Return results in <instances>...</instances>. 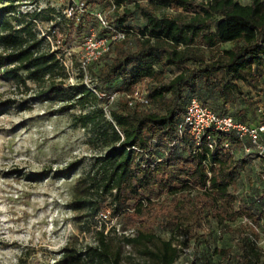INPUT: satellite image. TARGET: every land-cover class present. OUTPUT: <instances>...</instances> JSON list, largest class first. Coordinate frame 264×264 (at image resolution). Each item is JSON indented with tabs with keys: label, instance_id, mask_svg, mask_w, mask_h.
<instances>
[{
	"label": "trees",
	"instance_id": "16d2710c",
	"mask_svg": "<svg viewBox=\"0 0 264 264\" xmlns=\"http://www.w3.org/2000/svg\"><path fill=\"white\" fill-rule=\"evenodd\" d=\"M21 1L0 0V72L13 80L17 92L30 91L24 103L57 102L56 112L79 108L73 125L81 126L89 134V143L102 148L91 170L76 181L73 209L85 211L84 217L92 222L103 208H110V216L119 220L123 231L136 229L137 236L125 237L128 243L145 245L159 239L155 250L145 248L159 264H172L179 257L174 239L184 245L200 242L215 226L237 232L240 264L257 257L251 237L257 232L234 225L241 217L257 224L264 221V202L254 197L237 204L232 187L249 157H264L252 152L236 158L232 146L248 142L234 133L209 129L198 144L188 129L179 131V124L192 97L221 116L245 122L231 113L230 101L233 94H244L240 82L257 87L264 77V0L136 2L144 25L132 42L128 36L113 41L102 56L87 63L96 80L94 88L83 82L68 83L70 72L60 51L52 49L35 28L40 14L22 13ZM173 5L193 14L180 18L157 13L158 8ZM132 13L128 9L117 19L118 26L109 24L107 32H130L126 21ZM198 37L206 46H232L221 50L225 59L205 62L191 49ZM189 62L197 65L163 78L167 69ZM147 78L154 79L147 87L149 102L130 105L127 95ZM115 81H121L124 90L113 87ZM98 91L118 96L109 102ZM15 103L0 101V115ZM104 228L97 230L98 247L83 252L66 246L58 264H81L87 258L104 261L109 251ZM158 231L168 232L170 238L162 239Z\"/></svg>",
	"mask_w": 264,
	"mask_h": 264
},
{
	"label": "rangeland",
	"instance_id": "374dc122",
	"mask_svg": "<svg viewBox=\"0 0 264 264\" xmlns=\"http://www.w3.org/2000/svg\"><path fill=\"white\" fill-rule=\"evenodd\" d=\"M80 1L85 2L84 12L76 10V2ZM195 1L200 4L208 0ZM238 1L247 4L251 0ZM136 2L147 4L145 0H22L18 9L22 13L40 14L34 21L35 28L40 36L46 37L52 49L60 51L70 72L68 83L83 82L94 88L96 80L87 63L95 60L86 41L91 35L111 38L97 15L101 13L108 24L116 27L117 19L128 9L132 10L126 21L132 30L118 31L132 42L145 22L135 9ZM71 6L74 10L70 13ZM157 13L180 18L193 14L176 5L158 8ZM79 25L80 32L76 30ZM231 46V43L206 46L198 37L191 49L205 62H212L225 59L221 50ZM196 65L189 62L167 69L163 78L168 80L175 73ZM220 82H223L221 78ZM153 83L154 79L147 78L138 87L146 89ZM239 85L244 94H233L231 113L247 123H264V77L257 87L250 82ZM30 86L34 87L32 83ZM112 86L124 90L121 81L113 82ZM105 93L98 91L101 97L112 102ZM30 95V91L17 92L13 80L0 72V101L17 100L0 115V264H58L60 252L66 246L83 252L98 247L97 230L103 225L108 257L102 262L87 258L81 264H159L145 253V248L155 250L160 245L159 239L145 245L128 243L125 237L137 236L136 229L123 231L119 220L110 216V208L101 210L108 218L98 216L92 222L84 217L85 211L73 209L76 181L91 170L102 148L89 143V134L81 126L73 125V117L81 112L79 108L56 112L57 102L24 103ZM231 151L236 158L248 154L245 145L235 144ZM232 191L237 204L254 197L264 202V160L249 157L239 169ZM239 224L250 233L253 229L257 232V235L251 233V237L256 241L259 255L249 264H264V221L257 224L241 217L234 226ZM158 234L162 239L170 238L168 232L158 231ZM238 240L236 231L216 226L200 242L184 245L176 238L174 244L180 251L172 264H240Z\"/></svg>",
	"mask_w": 264,
	"mask_h": 264
},
{
	"label": "built area",
	"instance_id": "2783aa9c",
	"mask_svg": "<svg viewBox=\"0 0 264 264\" xmlns=\"http://www.w3.org/2000/svg\"><path fill=\"white\" fill-rule=\"evenodd\" d=\"M73 10L74 6H71L69 12L71 13ZM76 10L84 12L85 2H76ZM97 16L106 28L111 29L101 13ZM123 37V33L112 30L111 38L91 35L87 39L86 44L91 50L93 59L97 60L103 53L109 50L111 42ZM117 96V93L110 94L111 100H114ZM127 98L130 105L135 103L147 104L149 102L148 89L136 87L127 95ZM185 129L189 130L190 135L198 144L209 129L224 133H234L241 141L248 142L245 146L247 153L256 152L259 157H264V124H248L237 121L229 115L221 116L209 106L203 104L197 97H192L189 100L184 119L179 124L180 132H183ZM225 145L226 147L228 146L227 143ZM210 147L212 148L213 145L210 144ZM99 217L102 219L108 218V214L101 212Z\"/></svg>",
	"mask_w": 264,
	"mask_h": 264
}]
</instances>
